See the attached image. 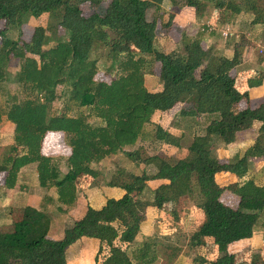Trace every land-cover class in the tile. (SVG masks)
<instances>
[{"label":"trees","instance_id":"16d2710c","mask_svg":"<svg viewBox=\"0 0 264 264\" xmlns=\"http://www.w3.org/2000/svg\"><path fill=\"white\" fill-rule=\"evenodd\" d=\"M81 1L88 4V15L76 0H0V83L8 79L11 57L16 58L19 69L15 83L24 95L0 105V123L6 119L14 124L11 144L0 163L3 185L13 188L20 169L34 163L37 185L54 188L57 197L52 201L58 210L66 211L81 192L78 178H97L100 172L93 164L105 157L123 153L144 167L139 174L118 170L105 185L119 187L124 194L107 198L100 208L87 202L49 250L40 246L49 244L43 241L50 230L49 214L30 205L22 208L12 218V230L0 231V264H68L67 248L82 237L98 241L96 263L129 264L127 249L140 230L146 207L154 206L178 219L181 201L191 197L195 189L201 195L204 221L191 235L190 243L195 247L213 244L218 253L209 262L197 255L193 263L264 264L262 250H248V257L245 252L237 256L228 251L229 244L253 236L264 213V183L257 184L249 174L252 164H264V102H254L248 89L239 88L234 69L243 60L240 44L231 58L204 46L198 37L184 36L167 48L169 42H161L159 33H170L175 22L173 13L163 20L159 9L163 0H109L102 14L97 11L102 0ZM213 1L214 10L227 12L226 21L250 13V25L264 26V9L258 0ZM152 6L160 15L150 20L147 12ZM183 6L202 15L198 14L201 8L197 0H186ZM41 16H48L60 31L52 45H47L44 24L34 27L29 40L7 36L29 18ZM97 43L108 49V73L113 70V75H98L96 61L90 58ZM154 63L159 66L156 76L161 87L150 91L144 77ZM247 82L250 87L261 80ZM58 86L63 87L61 94ZM60 96L67 100L65 109L51 113L52 102ZM84 107L97 118L96 123L80 111ZM171 110L180 118L207 116L203 133L193 135L187 153L180 158L157 153L141 158L134 147L149 137L154 142L181 146L183 134L176 135L153 119L157 111L167 114ZM254 127V142L242 155L226 160L216 156L218 142L234 143L238 133ZM55 134L63 135L71 151L64 174L58 159L45 152L47 137ZM219 174L233 175L235 180L221 185ZM153 180L160 183L152 190L148 182ZM147 190L152 194L150 200L142 198ZM224 191L238 198L236 206L220 199ZM83 194H79L82 199ZM36 244L38 248H33ZM151 244L143 243L135 255L140 263L154 259L147 254Z\"/></svg>","mask_w":264,"mask_h":264},{"label":"rangeland","instance_id":"374dc122","mask_svg":"<svg viewBox=\"0 0 264 264\" xmlns=\"http://www.w3.org/2000/svg\"><path fill=\"white\" fill-rule=\"evenodd\" d=\"M77 2H80V7L83 10V13L85 15L89 14V7L88 4L81 1V0H76ZM109 0H102L101 4L98 6L97 11L102 14L107 3ZM164 3L162 4V7L159 9L166 11V13L169 15L170 13L175 16L177 13H181L182 15L178 18V20L181 19H186L190 15L193 17L192 12H195L194 8H188L186 6H183L186 0H163ZM259 4L262 6L264 9V0H258ZM198 4H200L201 11H198V14L202 15H195V18L191 19V23L184 21V23H178L175 22V25L171 27L169 30L170 33L164 34V32L159 33V40L161 42H167V48L172 47L173 43L185 36V39L187 38H200L201 40L203 39V36L207 33L214 32L216 34V37L219 38L217 41H220L221 35V28L228 26L231 28V24H234L233 26L240 32V39L238 42H242V45L244 46L245 42H249L250 40H254L256 42H259V38L263 37L264 38V26H255V25H245L240 21V18L242 15H237L234 18H231L230 20L226 21V11H216L214 10V1L213 0H197ZM180 9V10H179ZM191 10V11H190ZM177 12V13H175ZM191 12V13H190ZM159 13V14H158ZM160 15L159 10H156L155 7H150L147 12V17L148 19L152 20L154 18H157V16ZM221 19H223V23L221 22ZM188 20V19H187ZM225 20V21H224ZM234 20L237 22H234ZM244 22V21H243ZM37 24H44L46 26V34H47V39L48 43L47 45H52L54 43L55 38L59 36L60 31H56V24L54 21H52L48 16H41L38 19H35L33 17L29 18L22 26L21 28H14L8 31L7 36L13 40L17 41H24V40H29L31 38L32 32L34 27ZM1 27V25H0ZM232 29V28H231ZM167 34V35H166ZM183 35V36H182ZM264 40V39H263ZM222 42V41H221ZM230 42V41H229ZM204 43V42H203ZM209 41L204 43V46L208 45ZM257 47V45L255 44ZM258 50V47H257ZM259 51V50H258ZM216 52V51H215ZM260 53V51H259ZM91 60H95L97 67H98V75H113L114 71L112 70L111 73H108V70H110V65H111V59L108 54V49L104 47L102 44L97 43L91 54H90ZM158 63H154L151 67V70L148 71L145 74V86L147 89H159L161 87V84L156 76L158 72ZM19 69V64H18V59L11 57L9 61V68L7 71V80L2 81L0 83V105L3 106L5 103V100L8 98L10 101H13L15 98L21 99L23 95V90L21 86L17 83H15V73ZM63 90L62 86L57 87V92L58 94H61ZM63 96H60L59 99H56L55 101L52 102L51 107H50V112L51 113H57V112H62L65 109V106L67 104V100H65ZM243 105V104H242ZM80 111L83 112L85 115L89 117L90 122H97V118H95L93 115L90 114V111L87 108H80ZM153 119L158 122H163L165 126H169L172 131L175 133L179 134L182 133L183 137L181 140V146L180 147H175L171 145H167L161 142H154L151 137L147 138V141L139 142L137 146L134 147L138 148L139 150V156L143 158L146 155H151V154H161L165 156H170L172 158H180L184 156L187 153V146L191 142L193 135L194 134H201L203 133L204 127L206 123L208 122V117L207 116H202V117H197V118H186V117H181L178 115V112L175 110H171L167 114H160L157 113L153 116ZM12 126H10L7 122H3L0 124V163L2 159V155L8 148V146L11 144V138L13 137V131ZM257 127H254V129L248 130L245 134V144L242 145V147H239L237 144L232 145L230 144V149L226 147L225 144H222L218 142L215 146V151L214 153L216 156H218L221 160H226V159H233L237 155H242L243 152L246 150L248 144L251 139L253 138V141L256 137L257 134ZM249 139V140H247ZM46 144H45V152L48 153L49 155H52L54 158L58 159L59 161V168L62 174H64L67 170L66 166V158L70 154V147L66 145L64 141V137L62 134H55V135H49L46 139ZM231 155V157H230ZM110 157V156H109ZM94 168H96L100 174L97 178H93L88 175H81L78 178V185L81 188V190L84 192L86 189H90L91 187H98L101 185H105V182H107L112 176L116 174L118 170H125L133 173H141L144 164L142 162H136L133 161L132 159L126 157L123 153H118V155L115 157V159H105L103 163H97L93 165ZM115 170V171H113ZM113 171V173H112ZM250 176L255 180L257 184H263L264 183V164L262 165V162L257 163V164H252L250 170H249ZM3 173H0V176H3ZM26 179H24L23 183L30 189V194H36L38 198L42 197L41 203L42 205L40 208L44 209L46 211L50 218H51V223H53V230L51 228L50 232H48L47 236L43 239L44 242L49 243V244H40V246L44 249L47 250L48 247L51 248L53 243L61 238V236H58L63 229L69 225L72 224L75 216L78 213L73 212L72 210L73 207L67 208L66 211H60L57 208V205L54 201H52L51 194H55V189L47 190V189H40L37 187V178L32 173H28L26 175ZM195 177V176H194ZM217 180L221 185L228 184L231 182V178L228 177V175H218ZM155 183H152L149 185V188L151 189L152 186H154ZM197 190L195 189V193L191 197H187L186 199H183L181 201V205L179 206V213H187L189 216V229H186L185 232H187V235H182V232L180 233H175L178 234V236H173L174 234H171L173 236V239H168V241L164 238H162V241L164 242L163 244H181L182 246L184 245H189L191 244L189 242V238L191 237V233L193 229H196L198 231L201 228V223L203 222V217L204 213L201 208V201H200V196L196 193ZM83 197L85 200H80V204L84 206V204L88 201L87 196L84 192ZM152 197V194L150 190L145 191V193L142 195V198L144 200H150ZM47 198V199H45ZM220 199L231 206H236L238 198L233 195L229 191H224L220 197ZM39 201V200H38ZM38 203V202H37ZM15 216V215H13ZM171 224V222H168ZM183 224V223H182ZM264 213L262 214L258 225L256 226L255 230L259 231L262 236H263V230H264ZM181 225V224H180ZM179 225V226H180ZM188 225H184V227H188ZM194 233V232H193ZM256 234V233H255ZM63 236V235H62ZM259 237H255L254 241L252 243H245V244H239L240 241H236L233 244H239L238 248H242L239 251L235 252L238 256V254L242 253H247V257L249 255V251L251 252H259L260 250L264 251V240L257 241ZM211 239V237H210ZM158 240H161L158 237ZM167 241L168 243H166ZM209 242V241H208ZM37 245V246H36ZM33 248H38V244H36ZM151 246V245H150ZM231 246V247H230ZM254 248H247V247H252ZM235 246L230 244L229 248H234ZM49 248V249H50ZM161 254H164L165 250H161ZM228 248V251H229ZM48 249V250H49ZM260 249V250H259ZM35 250V249H34ZM194 250V249H193ZM48 252V251H47ZM46 252V253H47ZM230 252V251H229ZM94 247L93 244H77L75 245L70 252L68 253V264H78L79 258L82 259V261L86 262H91L93 260L94 256ZM45 255V253H38V255ZM193 254V251L190 253ZM255 254V253H254ZM251 255V254H250ZM192 255H190L189 258ZM101 257V255H100ZM262 258L264 259V252H262ZM264 263V262H263Z\"/></svg>","mask_w":264,"mask_h":264},{"label":"crops","instance_id":"0c3cea01","mask_svg":"<svg viewBox=\"0 0 264 264\" xmlns=\"http://www.w3.org/2000/svg\"><path fill=\"white\" fill-rule=\"evenodd\" d=\"M163 3H164V1L161 3L160 8L162 7ZM160 12L163 15V20L167 21L168 14L166 13V11L160 10ZM175 13H177V12H175ZM181 13L175 14V16L173 18L174 22H178V23L182 24V23H184V21H187L189 23L192 18L193 19L195 18V15H196L195 12H192L193 17L190 15L186 19L178 20V18L182 15ZM241 15H242V17L240 18V21L245 25H249L250 21L253 18L252 14L245 13V14H241ZM234 22H236V21L234 20ZM231 25H232L231 26V28H232L231 29V35H229L226 39L222 37L221 32H220V35L222 38H220V41H217V39H219V38L216 37V34L214 32H210V33H207L203 36L202 42H204V43L206 42V44H207V42L209 41V44L206 46L213 47L214 51L221 52L223 55H225L228 58H231L233 56L234 48L237 46V44H240L239 47L242 50L243 60L234 69V73L238 78L239 88L240 89H248L249 96L252 100H254V102H264V40H263L264 38L260 37L259 42H256L254 40H250L249 42H245V44L243 46L242 42H238L240 39V36H241L240 32H238V30L233 26L234 24H231ZM223 28H221L220 30H222ZM263 30H264V27H263ZM255 44L257 45L260 53L257 50V47L255 46ZM248 79H256V80L260 79L261 83L258 85L256 84V85L249 87L248 82H247ZM156 90L157 89H150V91H156ZM157 113H159V112L157 111L155 114H157ZM3 122H7L10 126L13 127L12 130H14V124L13 123H11L10 121H8L6 119H3L1 123H3ZM166 127H169V126H166ZM169 129L172 131V129L170 127H169ZM172 132L175 133L174 131H172ZM246 132L247 131H243V132L238 133L236 142L231 143V144L232 145L237 144L239 147H242V145L245 144V141H244L245 137H243V136H245ZM175 134L181 135L182 133H179V134L175 133ZM247 140H249V139H247ZM253 142H254L253 138L251 139V141L249 143L246 142V144H248L247 148ZM226 147H228V149H230V144L226 145ZM117 155H118V153L110 155V157L107 156L103 160H101L99 163L100 164L103 163V161L107 158H108V160L109 159H115V157ZM230 157H231V155H230ZM229 159H231V158H229ZM33 171L35 172V164L34 163L28 164V165L22 167L19 171L17 183L13 188L5 187L3 185V181H2L3 176H0V231H3V232L11 231L12 230L13 215H16L17 212H19L25 206L30 205V206H33L36 208H40V206L42 205V203H41L42 197L38 198L39 196L37 197L36 194H32V193L30 194V192H29L30 188L27 187L26 185H24V183H23L24 179L27 178L26 175L28 173L33 174ZM113 171H115V170H113ZM113 171H112V173H113ZM34 175H36V173H34ZM219 175H223V174H219ZM224 175H226V174H224ZM228 177L232 179L231 182L235 180L233 175H229ZM217 182H218V180H217ZM152 183H155V185L151 187V189L153 190L154 188L157 187V185L160 183V181H157V180L149 181L148 185H151ZM37 187L40 189H45V188L39 187L38 185H37ZM78 188L81 192L78 191V200L72 206L73 209H75V210H72L73 212H77V210H78V213L75 217H77L82 211H84L85 204L87 202L94 208H100L101 206L104 205L107 198H120L124 194L123 189H121L119 187H115V186L111 187V186H107V185H101L98 187L97 186L91 187L90 189H86L84 191L86 196H87L88 201L84 204V206H82L80 204V200H85V199L84 198L82 199V195H79L80 193L83 192L81 190V188L79 187V185H78ZM52 189H54V188H52ZM51 197H52V199H55L57 197V194L56 193L51 194ZM45 199H47V198H45ZM56 205H58V204L56 203ZM63 209H66V207L63 206ZM179 214H180L179 218L175 219L173 216L166 213L165 211L160 210L154 206L148 205L145 209V217L141 223L140 230H139L138 234L136 235L135 241L132 242L127 249V253L131 259L129 264H142L138 261L140 259L138 257H136L135 255L138 254L139 252H141L142 247H143V243H149V244L152 243L147 254L150 257H154V259L151 261V263H148V264H194L193 258L197 255L203 256L204 258H206V260L208 262L213 260L217 256V253H218L217 246H215L213 244H205L203 246L200 245L198 247H195L192 244L184 245V246H182L181 244H177V243L163 244L164 243L162 241L163 237L168 241L167 238L173 239V236H178V234H174V232L175 233L176 232L177 233L182 232V235H187V232H185V230L189 229V225H188L189 216L187 215V213H183V214L179 213ZM203 221H204V217H203ZM168 222H171V224H169ZM52 224L53 223H51V225H50V230L53 227ZM184 225H188V227H184ZM64 229L58 235V236H61V238H62ZM50 230H49V232H50ZM52 230H53V228H52ZM196 230H197V228L193 229L191 235ZM170 233L174 234V235L172 236ZM158 237L161 240H158ZM255 237H259V239L257 238L258 239L257 241L262 242L264 240L262 234L259 231L255 230L252 237L239 240L240 241L239 244L252 243V241H254ZM164 238H163V240H164ZM205 239H206V241H209V238H205ZM167 241H165V242L168 243ZM189 242H190V240H189ZM77 244H93L94 251H95L94 256L96 255L98 247H99V243L96 239L82 237L81 239L77 240L76 242H74L72 245H70L67 248V250H66L67 262H68V253ZM231 244L235 246L234 248H229V246H228L229 251L231 253H235V252L239 251L240 249L242 250V248H240V247L238 248L239 244H233V243H231ZM160 246L162 247L161 250L162 249L165 250L164 254H161L160 248H159ZM248 248L253 249L254 246L244 248V250L248 249ZM173 251H175L177 254L174 255ZM192 251H193V254H190ZM104 253H106V252L104 251ZM190 255H192L191 256L192 258H189ZM208 262L203 263V264H209ZM78 264H98V263L95 262L94 257H93V260L91 262H86V261L83 262L82 259L79 258Z\"/></svg>","mask_w":264,"mask_h":264},{"label":"built area","instance_id":"2783aa9c","mask_svg":"<svg viewBox=\"0 0 264 264\" xmlns=\"http://www.w3.org/2000/svg\"><path fill=\"white\" fill-rule=\"evenodd\" d=\"M221 35L223 38H227L229 35H231V28L228 26H225L222 30H221Z\"/></svg>","mask_w":264,"mask_h":264}]
</instances>
